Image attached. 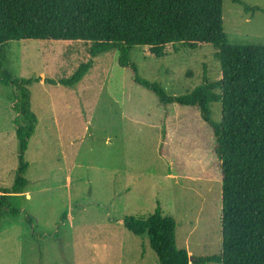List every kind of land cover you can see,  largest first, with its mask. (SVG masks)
Segmentation results:
<instances>
[{
    "label": "rangeland",
    "instance_id": "374dc122",
    "mask_svg": "<svg viewBox=\"0 0 264 264\" xmlns=\"http://www.w3.org/2000/svg\"><path fill=\"white\" fill-rule=\"evenodd\" d=\"M241 1L264 9V0ZM223 19L231 44L264 45V12L252 16L224 0ZM89 48L40 40L3 47L0 73L42 81L29 87L38 116L25 154L30 197L11 193L19 214L0 215V264H158L148 237L122 225L126 216L146 219L158 208L176 220L179 248L193 257L219 255L222 179L211 128L195 107L160 104L119 66L117 50L96 57L74 90L44 82L71 77L90 60ZM166 52L156 58L135 47L130 60L171 96L192 92L204 78L221 79L210 44L178 52L168 45ZM14 106L12 88L0 83V195L19 167ZM221 116L213 103L211 118Z\"/></svg>",
    "mask_w": 264,
    "mask_h": 264
},
{
    "label": "trees",
    "instance_id": "16d2710c",
    "mask_svg": "<svg viewBox=\"0 0 264 264\" xmlns=\"http://www.w3.org/2000/svg\"><path fill=\"white\" fill-rule=\"evenodd\" d=\"M232 1L252 16L264 12ZM223 5L224 0H0V58L10 41L88 43L91 58L71 77L44 79L49 85L73 89L93 68L96 57L117 50L119 66L130 69L134 82L151 91L160 104L195 107L211 128L222 179V252L190 256L177 245L176 220L163 216L161 208L146 219L124 217L127 231L148 237L158 264H264V45L231 44ZM202 44L214 47L221 79L204 78L182 96H171L160 84L143 79L130 60L135 47H148L151 55L164 58L168 45L178 52ZM40 81L41 77L19 79L0 73V83L12 88L19 143V167L14 185L0 195V215L19 214L10 194L23 193L28 185L25 154L38 123L29 87ZM213 103L221 104L220 122L211 118Z\"/></svg>",
    "mask_w": 264,
    "mask_h": 264
},
{
    "label": "crops",
    "instance_id": "0c3cea01",
    "mask_svg": "<svg viewBox=\"0 0 264 264\" xmlns=\"http://www.w3.org/2000/svg\"><path fill=\"white\" fill-rule=\"evenodd\" d=\"M80 83H81V82H80ZM80 83H79V84H80ZM79 84H78V85H79ZM78 85H77V86H78ZM60 86H61V85H60ZM77 86H76L75 88H73V90L76 89ZM70 89H71V88H70ZM31 104H32V101H31ZM32 106H33V105H32ZM32 108H33V107H32ZM32 110H33V109H32ZM35 114H36V113H35ZM36 115H37V114H36ZM57 116H60V115H55V117H57ZM37 118H38V116H37ZM52 118H53V117H52ZM77 120H79V121L82 123V118H79V117L77 116ZM14 124H15V123H14ZM37 124H38V123H37ZM47 126H48V125H47ZM36 127H37V126H36ZM0 128H1V126H0ZM35 130H36V129H35ZM34 133H35V132H34ZM15 134H16V131H15ZM15 137H16V136H15ZM16 138H17V137H16ZM28 169H29V168H28ZM67 180H68L67 183H70L69 177H68ZM27 187H28V185H27ZM27 187H26V189L24 190V192H23V193H20V194L23 195V194L25 193V194H26V197L29 198V197H30V196H29V195H30V194H29L30 192L27 191ZM17 196H19V195H17ZM30 219L32 220V218H30ZM191 224H192V223H191ZM177 227H178V226H177Z\"/></svg>",
    "mask_w": 264,
    "mask_h": 264
}]
</instances>
